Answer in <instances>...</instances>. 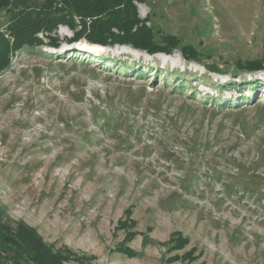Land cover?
<instances>
[{
    "label": "rangeland",
    "instance_id": "obj_1",
    "mask_svg": "<svg viewBox=\"0 0 264 264\" xmlns=\"http://www.w3.org/2000/svg\"><path fill=\"white\" fill-rule=\"evenodd\" d=\"M135 5L157 42L200 58L68 43L65 26L58 47L17 53L0 75V217L81 257L62 264H264V71L237 67L262 55L264 0ZM127 208L135 226L116 229Z\"/></svg>",
    "mask_w": 264,
    "mask_h": 264
},
{
    "label": "trees",
    "instance_id": "obj_2",
    "mask_svg": "<svg viewBox=\"0 0 264 264\" xmlns=\"http://www.w3.org/2000/svg\"><path fill=\"white\" fill-rule=\"evenodd\" d=\"M136 2L143 3V0H0V11L4 10L8 15L6 27L0 29V75L10 67L12 58L23 50L44 44L58 47L60 40L54 33L59 26L73 32L66 41L68 43L83 39L101 47L126 45L149 55H171L178 50L187 61L200 58L201 54L194 46L181 45L175 35L165 34L157 42L148 25L149 16H139ZM262 47L260 58L238 61L237 67L246 72L264 71V39ZM123 214L125 219L118 220L116 229L131 231L135 226L130 217L131 208ZM134 235L127 232L128 239ZM172 236L175 249H182L187 243L179 233ZM0 250L10 252L4 257L10 264H62L69 259H81L68 249L54 250L37 230L23 222L11 226L1 217ZM119 252L134 254L127 247ZM185 258L190 264L195 257L189 251L183 256Z\"/></svg>",
    "mask_w": 264,
    "mask_h": 264
},
{
    "label": "water",
    "instance_id": "obj_3",
    "mask_svg": "<svg viewBox=\"0 0 264 264\" xmlns=\"http://www.w3.org/2000/svg\"><path fill=\"white\" fill-rule=\"evenodd\" d=\"M124 46H126V45H124ZM135 50V49H134ZM258 72H260V71H258Z\"/></svg>",
    "mask_w": 264,
    "mask_h": 264
}]
</instances>
